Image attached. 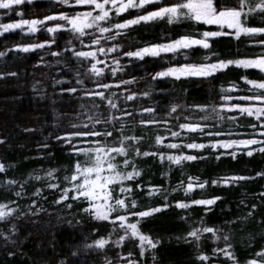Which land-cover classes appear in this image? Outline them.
Masks as SVG:
<instances>
[{"label":"trees","instance_id":"trees-1","mask_svg":"<svg viewBox=\"0 0 264 264\" xmlns=\"http://www.w3.org/2000/svg\"><path fill=\"white\" fill-rule=\"evenodd\" d=\"M220 3L234 6L235 0H220ZM161 6L163 4L147 5L142 9L129 8L119 15L113 10L110 22H106L105 26L123 23ZM85 10L89 9L85 6L71 7L60 0H24L23 4L12 9L0 8V24L20 19L43 20L45 16L61 12L74 14ZM20 12L23 16L19 15ZM243 22L247 27H264V12L257 10ZM57 23L66 26L55 33L47 31ZM37 27L35 33L15 29L0 35V52L5 53L0 56V139L6 141L0 143V162L5 165V170L0 171V203L11 201L13 203L9 206L16 209L7 219L0 220V264H60L61 260H65L66 264H105L106 257L114 264H126V260L118 257L128 252L134 253L132 258L139 260L140 264H232L230 258L223 254L218 257L212 255L214 249L224 247L223 239L217 241L211 233H204L199 241L185 238L191 227L199 226L201 220L205 226L220 229L217 235L230 236L229 242L240 264H245L254 253L264 248V223L261 222L264 221V175H257L264 173V154L259 151L264 145L224 149L210 144L216 140L254 138L251 125H258L256 117L229 106L247 105L250 102L243 97L264 92L242 79L246 76L248 80L264 81V71L229 65L209 77H155L157 72L184 64L215 63L218 59H255L264 54V46L258 43L264 41V33H241L237 38L235 30L227 25H209L191 18L170 22L165 16L141 21L130 25L114 41L103 44L110 47L116 43L121 48L107 57L103 53L98 54L102 63L97 64V68H104V71L97 75L90 71L91 63L96 62L94 59H78L72 54L69 41L76 44V51L89 49L73 39L76 34L70 31L63 19L57 16L55 20L45 21ZM86 31L93 36L106 35L94 29ZM205 31H222L227 35L210 38L209 49L197 45L177 53L145 54L142 59L123 55L151 44L168 43L184 35L201 38ZM44 41L54 42L27 52L15 48L17 44H40ZM89 43L85 39V45ZM113 57L119 58L123 69L117 70L115 75L111 71L117 67L112 62ZM133 78L132 83L119 84L120 80ZM97 83L111 84L112 87L105 90V96L118 104L120 109L132 113V117L117 123V129L123 123L125 135L141 138L131 143L142 153H152L137 156L134 149L128 153L130 164L127 171H132L134 167L140 172L138 177L125 182V186L130 184L133 189L129 202L132 198L137 201L133 210L140 212L165 203L169 205L141 221V231L150 235L154 242L159 241L155 249L146 247L143 256L140 255L138 237L127 238L122 245H117L115 241L123 233L113 230L111 220L97 219L94 210L85 213L83 209L88 205L83 200L69 198L57 203L61 191L48 187L49 184L69 187L63 178L71 174L76 159L69 155L68 146L63 141H57L56 137L65 131L82 129L88 123L87 118L95 117L98 112L103 113L105 118L119 115L109 107L107 100L85 95L86 90H102L96 88ZM133 92L137 96L127 100L126 96ZM143 92H149V96L140 95ZM222 104L226 106L221 108ZM173 105L179 107L168 116ZM196 105L214 106L215 112ZM147 108H154L155 112L141 111ZM153 119L160 123H139ZM185 123L201 124L203 131L181 129L180 125ZM172 132H180V135L174 137ZM158 136L164 138L162 142H157ZM255 138L264 140L259 133ZM189 143H202L206 147L189 149ZM171 144L180 147H169ZM251 149L256 151L249 156L247 152ZM233 152L236 153L234 157ZM160 154H163V159ZM185 154L197 159L182 160L180 164L167 159L169 155ZM217 156L220 158L217 159ZM80 159L83 161L84 157ZM117 162L122 165V156L117 158ZM51 169L57 171L52 177L46 176ZM36 176L42 179L36 180ZM190 177H199L193 183H208L185 192ZM230 177L248 179L223 182L224 178ZM9 179L18 183L8 185L6 181ZM214 180L217 183H212ZM138 185H143V189ZM150 186H157L162 191L149 196ZM37 189L41 191L37 193ZM17 192H21L19 197ZM113 196L119 198L118 186ZM215 197L219 199L213 205H191L188 209L176 205L177 201L190 203L192 200ZM69 204L72 207H68ZM252 205H256L254 210ZM13 225L15 232L11 230ZM4 233H8L10 238L6 239ZM101 237L109 239L103 248L86 247ZM201 251L210 256V261L197 259Z\"/></svg>","mask_w":264,"mask_h":264},{"label":"snow or ice","instance_id":"snow-or-ice-1","mask_svg":"<svg viewBox=\"0 0 264 264\" xmlns=\"http://www.w3.org/2000/svg\"><path fill=\"white\" fill-rule=\"evenodd\" d=\"M61 3L69 5L71 7L75 6H85L89 10L76 12L74 14H69L66 12H61L53 16H45L43 20L39 19H20L7 24H0V35H3L4 31H10L15 29H23L28 33H35L38 31V25L44 24L45 21H52L57 18V16L63 19L66 24L70 27V31L76 35L73 37L74 40H78L80 45L87 47L89 50L76 51V44L69 41L71 45L72 54L79 58H92L96 62L91 63L90 71L95 72L97 75L102 74L104 68H97V64L102 63L98 59V54L103 53L105 57L109 53H115L120 48V44H112L110 47H105L103 44L106 41H114L117 36L121 34L122 31L127 29L130 25L140 23L141 21H151L154 19L164 18L167 16L171 21L181 19V18H191L197 22L204 21L207 24L216 25H227L230 29L235 30L234 35L239 38L241 33L255 34L264 33V27H247L243 21L246 20L247 16L255 13L257 10L264 12V0H235L234 6H227L226 4H221L220 0H60ZM24 3V0H0V8L2 9H12L14 6H18ZM163 4L161 7H157L152 11L146 12L144 15L136 16L134 19L125 20L123 23L112 24L111 27H106L105 23L110 22V17L113 10L115 14L126 12L129 8L142 9L147 5ZM19 15L23 16V12ZM65 24L57 23L52 27L47 29L48 32L55 33L58 29L64 28ZM86 29H94L101 34L93 36L91 33L87 32ZM114 31V34H113ZM221 35H227L222 31H205L201 38L196 36L184 35L178 39L172 40L168 43L163 44H151L144 48L137 49L136 51H129L123 55L127 57H137L143 58L145 54H151L153 56H159L161 53H177L179 50L192 48L193 46H202L204 49H209L210 38L217 37ZM85 39L89 40L90 43L85 45ZM54 41H44L40 44H17L15 48L23 49L27 52L31 49L37 47L43 48L46 44H51ZM258 43L264 46V41H258ZM95 46V47H93ZM67 51V49H66ZM57 55L59 53H56ZM5 55V53L0 52V56ZM208 59V57H205ZM113 64L117 65L116 68H112V74L115 75L117 70H123L119 64V58L113 57ZM229 65H242L245 68L255 67L264 71V54L258 56L255 59H239V60H223L218 59L215 63H204V64H184L180 66L169 67L163 71L155 73V77H209L213 73L219 70L228 68ZM79 75V73H77ZM242 79L246 80L249 84L256 86L260 90H264V81L248 80L245 76ZM135 78L129 81L120 80L119 84H129L134 82ZM57 83H60L59 81ZM81 84L84 83L83 80L80 81ZM111 84H96L97 89H102L96 91L95 89L86 90L85 95L99 97L108 101V105L111 109L119 112V115L112 114L105 118L103 113H97L95 117L89 116L87 118L88 123L83 125L82 129L65 131L63 135L57 136V141H63L65 145L69 148V155L75 157L74 163L72 165V172L70 175L64 176V182H66L69 187L60 188L59 184H49V188H57L61 191V196L57 203L61 201H67L69 198L73 200H83L87 202V207L83 209L85 213L92 212L94 210V215L97 219L101 220H111L114 231H120L123 235H120L115 241L117 245H122V242L127 238L138 237L140 255L145 254L146 247H151L155 249L159 241H153L150 235H147L141 231V221L153 213L161 211V208H168L169 205L165 203L164 205L156 208H149L146 211L136 212L133 209L137 205L135 198H132L129 202L128 197L131 195L133 189L129 184L125 186V182L132 180L134 177H138L140 172L134 167L132 171H127L130 164L128 158V153L130 150L134 149L137 156H149L152 153L141 152L139 147H136L131 142L139 141L141 138L137 136L125 135L126 128L123 123L120 124L119 129L116 125L118 122L123 121L125 118L132 117V113L120 109L118 104H114L112 100L105 96V90L110 89ZM69 91L75 92L76 89H70ZM127 92V89H125ZM115 96V93H112ZM140 95L149 96V92H143ZM137 96V93L133 92L126 96L127 100H132ZM225 99L230 100L231 97H225ZM245 101L250 102L247 105L242 104H232L229 107L239 109L242 113H247L250 116H255L258 125H251L253 129L252 139H240V140H216L210 142L212 147L222 146L224 149L232 148L233 146H251V145H264V140H258L255 135L264 136V92H257V94L243 97ZM226 105H220L221 108ZM178 105H173L172 110L168 113L171 116L173 112L176 111ZM195 107L202 108L205 110L211 109L215 112V107L211 105H196ZM142 112H155L154 108L141 109ZM235 120L236 117H231ZM142 125L147 124H159L160 121L153 120H141L139 122ZM167 123V121H164ZM203 125L201 124H191L185 123L181 124V129L196 130L199 129L203 131ZM75 129L76 126H73ZM111 128V130H109ZM172 136L177 137L180 132H172ZM211 135V133H209ZM219 135V133H217ZM115 136V139H114ZM163 137L158 136L157 142H162ZM5 140L0 139V143H5ZM169 147L178 148L180 145L171 144ZM206 145L202 143H189L187 148L189 149H203ZM256 149H251L247 152L249 156L253 154ZM259 151L264 154V147H260ZM233 157L236 155L235 152L231 153ZM83 156V161L80 157ZM122 156V165L117 162V158ZM161 159H163V154H160ZM220 157L217 156V159ZM170 161H175L180 164L182 160H195L196 156L192 155H169L167 157ZM123 167V170H121ZM5 170V165L0 162V171ZM57 169H51L46 173V176L52 177ZM257 175H264V173H258ZM31 178V177H30ZM36 180H41L40 176L35 177ZM248 179L247 177H230L224 178L223 182L228 183L229 180H241ZM199 180V177L189 178V183L184 188L185 192L191 191L195 187H203L207 184L193 183L192 181ZM8 185H15L18 183L16 180L9 179L6 181ZM212 183H217V181H212ZM183 182H181L182 186ZM119 187V198L113 196L115 187ZM22 187V185H21ZM143 189V185L137 186ZM173 189L172 191H175ZM41 190L37 189V193ZM162 191L161 188L157 186H150L148 195L151 196L157 192ZM74 193V195H71ZM16 195L19 197L21 192H17ZM167 199V197H165ZM219 197L213 199H201L192 200L190 203H185L184 201H177L176 205L181 209H188L191 205H213L215 200ZM13 203L11 201L8 204L0 203V220H5L11 216L16 209L10 207L9 205ZM35 203V201H33ZM68 207H72L71 204ZM253 210L256 205H252ZM124 212L126 214H120ZM115 214V215H113ZM251 215V212L249 213ZM182 219L187 220V217H182ZM264 223V221H261ZM13 232L16 231L15 225L11 229ZM221 231L217 227H209L204 225V221H199V226L191 227V230L187 233L186 239L191 241H199L204 233H211L214 239L220 241L224 240V247L213 250L212 255L218 257L223 254L225 257L230 258L232 264H240L239 260L236 258L233 245L229 242L230 236L225 234L223 236L217 235L216 233ZM5 238H10L8 233H4ZM109 243V239L101 237L98 240L93 241L92 245H86V247L98 246L103 248ZM9 255H14V253H9ZM134 253H121L118 257L121 260H126V264H140V261L133 259ZM197 259L201 262L210 261V256L204 252H199ZM60 264H66L65 260H61ZM105 264H114L113 260L105 258ZM245 264H264V248L258 253L253 254V258L247 260Z\"/></svg>","mask_w":264,"mask_h":264},{"label":"rangeland","instance_id":"rangeland-1","mask_svg":"<svg viewBox=\"0 0 264 264\" xmlns=\"http://www.w3.org/2000/svg\"><path fill=\"white\" fill-rule=\"evenodd\" d=\"M226 25V24H225Z\"/></svg>","mask_w":264,"mask_h":264}]
</instances>
